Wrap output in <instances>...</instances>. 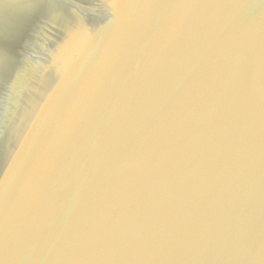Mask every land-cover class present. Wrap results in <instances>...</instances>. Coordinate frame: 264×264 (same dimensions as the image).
Listing matches in <instances>:
<instances>
[{
    "label": "water",
    "instance_id": "water-1",
    "mask_svg": "<svg viewBox=\"0 0 264 264\" xmlns=\"http://www.w3.org/2000/svg\"><path fill=\"white\" fill-rule=\"evenodd\" d=\"M5 242L2 264H264V0H0Z\"/></svg>",
    "mask_w": 264,
    "mask_h": 264
},
{
    "label": "snow or ice",
    "instance_id": "snow-or-ice-1",
    "mask_svg": "<svg viewBox=\"0 0 264 264\" xmlns=\"http://www.w3.org/2000/svg\"><path fill=\"white\" fill-rule=\"evenodd\" d=\"M102 42V40L100 41ZM89 61H91L92 57L89 56ZM6 251V242L5 243H0V255H3V253ZM0 264H2V261H0Z\"/></svg>",
    "mask_w": 264,
    "mask_h": 264
}]
</instances>
